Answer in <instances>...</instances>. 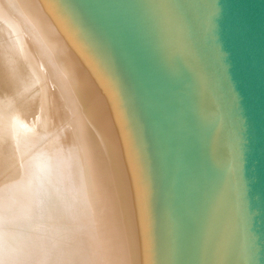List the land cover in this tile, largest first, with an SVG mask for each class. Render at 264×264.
Instances as JSON below:
<instances>
[{
    "label": "bare ground",
    "instance_id": "bare-ground-1",
    "mask_svg": "<svg viewBox=\"0 0 264 264\" xmlns=\"http://www.w3.org/2000/svg\"><path fill=\"white\" fill-rule=\"evenodd\" d=\"M78 1L85 17L77 14L85 27L73 20L67 0H0V65L11 78L13 92L22 96L0 107V193L10 194L2 196L0 207L19 208L23 201L16 206L15 197L21 193L28 198L23 208L30 210L22 211L24 218L17 215L21 207L19 212L10 208L16 214L9 211V216L0 210L10 221L8 229L0 222L8 233L2 230L0 235L5 233L9 240L0 236L5 242H0V250L17 253L20 249L23 258L20 261V255L14 256L16 264H187L183 249L189 225L188 200L169 130L153 108L151 87L145 76L146 80L139 78L129 43L112 17L93 0ZM117 66H123L130 78L132 74L135 98L139 93L146 101L137 103L146 108L147 113L141 112L147 114L153 129V146L139 127L135 108L125 98H130V93L119 84L123 74ZM92 101L101 103L106 114L107 124L101 131L90 125ZM117 105L124 115L122 123ZM125 130L126 152L122 145ZM43 141H48L45 151H37ZM120 150L121 169L114 165L121 163ZM111 158L115 163L110 164ZM57 162L64 166L58 172L68 200L63 203L71 206L68 216L62 212V218L52 205L62 192L52 183L58 174ZM8 178L10 187L5 182ZM77 186L83 188L84 195L76 191ZM79 198L86 199L84 206H88L91 220L82 216L84 201ZM43 200L52 205L48 211L38 207ZM142 207L147 215L138 219ZM66 221L71 225L68 231L61 228L67 226ZM140 222L143 248L137 244ZM51 224L57 226L55 232L49 231ZM58 252L62 256L53 259ZM9 253L7 258L13 254ZM7 260L0 264H9Z\"/></svg>",
    "mask_w": 264,
    "mask_h": 264
},
{
    "label": "water",
    "instance_id": "water-1",
    "mask_svg": "<svg viewBox=\"0 0 264 264\" xmlns=\"http://www.w3.org/2000/svg\"><path fill=\"white\" fill-rule=\"evenodd\" d=\"M93 1L181 163L187 264H264V0Z\"/></svg>",
    "mask_w": 264,
    "mask_h": 264
},
{
    "label": "rangeland",
    "instance_id": "rangeland-1",
    "mask_svg": "<svg viewBox=\"0 0 264 264\" xmlns=\"http://www.w3.org/2000/svg\"><path fill=\"white\" fill-rule=\"evenodd\" d=\"M65 1V0H64ZM67 4L71 7V10H72V13H71V15H72V18H73V20L74 21H76L78 24H80L81 22L79 21V20H81V19H79L80 17H79V13L82 15V16H84L85 17V14H84V11L82 10V3L80 4L79 3V1L78 0H70V1H68L67 0ZM66 8H67V6H66ZM79 12V13H78ZM78 13V14H77ZM78 16V17H77ZM82 21V20H81ZM1 26V25H0ZM81 26H83V27H85L82 23H81ZM90 26V25H89ZM91 27V29L93 30V27L92 26H90ZM0 36H3L2 35V27H1V29H0ZM105 44H106V42H105ZM120 61V60H119ZM118 61H117V65H118ZM120 63H121V61H120ZM120 63H119V65H120ZM0 64H1V61H0ZM109 64V63H108ZM122 64V63H121ZM110 66V65H109ZM2 66L0 65V107H4L6 104H8V103H12V102H15V101H17V100H20L21 98H22V96L21 95H17V93H15V92H13V89H14V87H13V85H12V81H11V78H9L8 76H6V74L5 73H3L2 72V68H1ZM117 68L119 69V71L121 70V72H122V74L123 75H119L120 77H119V81H120V86L123 88V89H127L126 90V92H127V94L128 93H130V98L128 97H125L126 99H127V101L129 102V104L131 105V107L133 108H135V114L134 115H136L135 116V118H138L139 119V121H140V124H139V121L137 120V122H138V124H139V127H141V129L144 131V133H145V135H146V140H148L149 142H150V140H151V145L153 146L154 144V141H153V139L151 138V136H152V134H151V131H152V133H153V129H151L150 128V124H149V121L147 120V114L145 115V113L144 112H146V110H144V109H146L145 107H144V109L142 108L143 107V105H144V103L141 105V104H139V103H137V102H139V101H143L144 100V97H143V95L141 94L140 96H139V93H137V95L139 96H137L136 98H135V93L137 92V90H136V87H135V80H134V78L132 77V74H130V76H131V78L129 77V74H128V72H126L125 71V68L123 67V66H117ZM123 70H124V72H123ZM126 72V73H125ZM125 76V77H124ZM129 78H128V77ZM117 79V78H116ZM131 79H133V82H134V84H133V82L131 81ZM75 80H78V79H75ZM30 82V81H29ZM130 83H132V84H130ZM12 85V86H11ZM130 85V86H129ZM138 89V88H137ZM88 91V90H87ZM134 92V93H133ZM141 93V92H140ZM143 98V100H142V98ZM140 98H141V100H140ZM126 99H125V101H126ZM138 99V100H137ZM126 101V103H128ZM140 102V103H141ZM143 102H146V101H143ZM92 105H94V107H92L91 109V111L88 113V115H90L91 116V120H90V125L92 126V127H94V129H95V127H97V130L98 131H101V129H102V127H103V124L104 125H106L107 123H105L104 121H105V119L104 118H106V114L104 113V108H103V106L101 105V103H99V102H95L94 103V101H92ZM118 104V103H117ZM90 105V104H89ZM146 105H147V103H146ZM91 106V105H90ZM119 108H120V105H117ZM140 107V108H139ZM40 108L43 110V108H42V105H40ZM134 108H133V110H134ZM137 108V109H136ZM139 108V109H138ZM143 109V110H142ZM26 110L24 109V112H25ZM141 111H144V112H141ZM106 112V111H105ZM137 112V113H136ZM142 113V114H141ZM147 113V112H146ZM121 114V115H120ZM120 114H119V118H120V122L122 123V121L124 122V120H123V117H124V115H123V112H122V109L120 108ZM143 117V118H142ZM146 117V118H145ZM146 120V121H148V122H145L144 120ZM121 123H120V125H121ZM109 124L114 128V123H110L109 122ZM145 124V125H144ZM124 125L122 124L121 125V129H123L122 127H123ZM147 126H149V127H147ZM107 127H108V125H107ZM105 129H106V127H104ZM150 128V129H149ZM140 129V132H141V135H142V138H143V136H144V134H143V132H142V130ZM125 132H126V130H125ZM147 134H148V136H147ZM149 134H150V137H149ZM137 136L139 137V135H138V133H137ZM129 137H130V135H129ZM140 138V137H139ZM154 139H155V137H154ZM123 143L125 144H122L123 145V149H124V151L126 152V151H128V148L126 147L127 145H128V141H127V132L123 135ZM41 144H40V147H37L36 148V150L37 151H41V149H43L44 151H45V147H47V145H48V141H46V143L43 141V142H40ZM44 143V144H43ZM150 146V145H149ZM29 150H31L32 149V147H30V144H29ZM151 147V146H150ZM152 148V147H151ZM153 149H155V148H153ZM122 150V149H121ZM120 150V153H119V158H120V164H116L115 163V158L113 159V158H111L109 161H110V164H111V162L113 163H115L114 165H116V168H119V169H121L123 166H124V161L122 160L123 158L121 157V151ZM35 151V150H34ZM150 151H151V149H150ZM154 153H155V151H153ZM123 154V153H122ZM153 154V153H152ZM156 154V153H155ZM124 156V155H123ZM153 157H154V155H153ZM117 158V157H116ZM122 158V159H121ZM154 159H155V157H154ZM116 162H117V159H116ZM59 165H61V167L59 166ZM74 165H77V162H75L74 163ZM1 166V165H0ZM63 166V164H60V162H57V166H56V170H57V173L58 172H60V171H63V168H64V166ZM60 167V168H59ZM115 167V166H114ZM58 168V169H57ZM60 170V171H59ZM61 174H63V173H61ZM78 174V173H77ZM77 177L78 178H80V175L78 174L77 175ZM4 181V180H3ZM3 181L1 182L2 184H3ZM9 181V178H8V180H5V182H6V185L9 183L8 182ZM11 181V180H10ZM12 182V181H11ZM10 182V183H11ZM54 182V185H55V187H57L58 188V190H59V188L62 190V176L60 175V173H58L57 175H55L54 174V178H53V180H52V183ZM8 184V185H12V184ZM81 184V183H80ZM7 185V186H8ZM79 186H81L82 187V185H79ZM79 186H77L76 188H78ZM8 187H10V186H8ZM81 189V190H80ZM78 188L76 191L79 193H81V191L83 190V188ZM12 190V189H11ZM10 190V191H11ZM80 190V191H79ZM13 191V190H12ZM83 192V191H82ZM12 195H14V192H12L11 193ZM17 194H19V193H16V196H17ZM82 195H84L83 193H81ZM5 195H7V193H0V199L2 198V196L3 197H5V198H7L8 197V195H10V194H8L7 196H5ZM82 195H81V197H82ZM18 197V198H17ZM17 197H15V200H17L18 201V203H16L15 202V205L16 204H19V203H22V201H23V203H22V205H20L19 204V208H18V206L17 207H10V208H12V209H14L15 208V210L17 211L18 209V211L17 212H19L20 211V209L22 208V209H24V210H22L21 209V213L19 212L17 215H20L21 217H22V215H23V213L27 210V208H26V210H25V208H23L25 205V202H26V200L28 199V198H26V195H24V197H23V195H21V193L17 196ZM20 197H22V198H20ZM19 198H20V201H19ZM57 200L56 199H53L52 200V205H55V209H56V212H58V210H59V212H58V214H60V216H61V218L63 217V213L62 212H64L65 213V215L66 216H68V213L70 212L69 210L71 209V206H68L67 205V207H66V203H68L67 201V199H66V197H65V195H64V191L62 190V192H58V196H57ZM63 198V200H61ZM64 198H65V201H64ZM83 198V197H82ZM82 198H79L80 200L82 199ZM21 199H23V200H21ZM7 200V199H6ZM24 200H25V202H24ZM58 200H60L61 202H62V204H60L59 205V203H61L60 201H58ZM67 200V201H66ZM83 201H84V203H83V201H82V203H83V206L85 205V203H86V199L84 198V199H82ZM43 201H45V200H43ZM58 201V202H57ZM54 202V203H53ZM57 202V203H56ZM63 202H66V203H63ZM40 203V201L38 202V204ZM43 203V202H42ZM50 202L49 203H46V201H45V203L42 205H38V207L41 209L42 208V206H44L42 209L43 210H45V211H48L49 210V208H51L52 207V205L50 204ZM47 205H48V207H47ZM41 206V207H40ZM4 208V210H5V212H2L3 211V209L2 208ZM0 207V210H2L1 211V213L2 214H7V213H9V211H11L10 213H14V214H16V211H13V210H10V208H8V207H5L4 205L3 206H1ZM21 207V208H20ZM26 207V206H25ZM36 207H37V205H36ZM38 207H37V209H38ZM58 207V208H57ZM62 207H63V209H62ZM6 208H8V209H6ZM54 208V207H53ZM61 208V209H60ZM69 208V209H68ZM86 208V206H84L83 208H81V211L85 214H88L87 216L86 215H84L83 213H82V216H84V217H86V219H88V220H91L92 218H91V216L89 215V212H88V206H87V208ZM132 209V208H131ZM133 209H136V208H133ZM35 210V209H34ZM85 210V211H84ZM87 210V211H86ZM7 211V212H6ZM13 211V212H12ZM22 211H24V212H22ZM30 210H27L25 213H27V212H29ZM68 211V213H66ZM88 212V213H87ZM24 213V214H25ZM62 213V214H61ZM2 214H0L1 215V217L0 218H2V219H0V222H1V220H2V223L4 224V226H5V223H6V227L9 225H7V223H9L10 221L8 220V218H7V216L6 215H3L2 216ZM8 216H9V214H7ZM12 215V214H11ZM147 215V211H146V209H145V207H142V208H140V215L138 214L137 216H138V219H141V218H145V216ZM6 216V217H5ZM47 216V215H46ZM59 216V217H60ZM5 218V219H4ZM22 218H24V217H22ZM3 219L4 220H8V222H3ZM11 219V218H10ZM69 221V220H68ZM2 223H0V225L2 224ZM66 223H67V226L65 227V225H63V226H61V228L62 229H64V230H66V231H68V228L69 227H71V225L66 221ZM44 225L46 226V225H48V223H44ZM50 225V224H49ZM68 225H69V227H68ZM2 227V225H1V228H3V229H0V232H2V230H3V232H5L6 234H8L7 232H6V229H8L9 227ZM145 226H146V224H145ZM55 227V228H54ZM4 228H6L5 230H4ZM91 228V227H90ZM140 228H141V222H140V224H139V234H138V236H137V244L138 245H140L141 246V248H143V246H142V236H141V231H140ZM55 229H58L57 228V226H55L54 224H51V226H50V229H49V231H53V232H55L56 230ZM4 233V236L3 235H0V236H2L3 237V239H5L4 241L6 242V240H7V238H5L7 235ZM1 234V233H0ZM71 239L72 240H74L75 238L73 237V232H72V230H71ZM73 234V235H72ZM92 234V233H91ZM6 235V236H5ZM92 236H93V234H92ZM1 238V237H0ZM8 238H9V235H8ZM70 238V237H69ZM74 238V239H73ZM2 238L0 239V242L2 243V241L1 240H3ZM70 241V244L73 242V241ZM3 241V243H5ZM7 241H9V240H7ZM2 243V244H3ZM2 244H0V245H2ZM4 246V245H3ZM18 250H20V249H16L15 251H17V253H18V255H17V253H14V250L13 249H10L9 250V252H13V257H12V255H10V257L11 258H7V256L9 257V252H8V250L7 249H4V251H6L5 252V254L6 253H9V254H7V256H5V254H4V251L3 250H0V255L1 256H3V257H1L0 256V262H3L4 263V260H7V262H9V264H12V262L14 261H16L15 263L13 262V264H16L17 263V258L19 257V255H20V251H18ZM142 250V249H141ZM3 252V255L1 254ZM21 252H25V250L23 251V249H21ZM16 254V255H15ZM59 254V255H58ZM60 255H61V252H58V253H56L54 256H53V259H54V257H55V259L56 258H58V257H60ZM14 256H16V257H14ZM22 255H20V257L18 258V260L20 259V261L22 260V258L23 257H21ZM62 256V255H61ZM2 258H4V259H2ZM7 258V259H6ZM12 258H14V259H12ZM16 258V259H15ZM10 259V260H9ZM1 260H3V261H1ZM11 260H12V262H11ZM57 260V259H56ZM3 263H1V264H3Z\"/></svg>",
    "mask_w": 264,
    "mask_h": 264
}]
</instances>
